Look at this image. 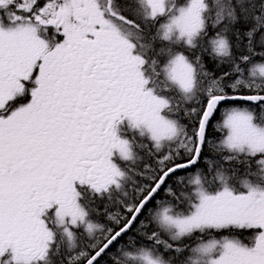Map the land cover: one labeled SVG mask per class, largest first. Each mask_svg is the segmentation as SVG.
Returning <instances> with one entry per match:
<instances>
[{
	"label": "snow or ice",
	"instance_id": "snow-or-ice-1",
	"mask_svg": "<svg viewBox=\"0 0 264 264\" xmlns=\"http://www.w3.org/2000/svg\"><path fill=\"white\" fill-rule=\"evenodd\" d=\"M0 264H264V0H0Z\"/></svg>",
	"mask_w": 264,
	"mask_h": 264
},
{
	"label": "trees",
	"instance_id": "trees-1",
	"mask_svg": "<svg viewBox=\"0 0 264 264\" xmlns=\"http://www.w3.org/2000/svg\"><path fill=\"white\" fill-rule=\"evenodd\" d=\"M207 60V57L205 58ZM210 67V65H209ZM245 104L243 102H225L222 103L220 105L219 110L215 113L214 117L212 118L209 126H208V135L209 138L215 140V141H219V139L222 137V133L217 131V124L222 122V116H223V112L224 110L230 108V107H242ZM228 233H221L220 235H227ZM251 233L245 232L242 236L243 239H248L250 238Z\"/></svg>",
	"mask_w": 264,
	"mask_h": 264
},
{
	"label": "rangeland",
	"instance_id": "rangeland-1",
	"mask_svg": "<svg viewBox=\"0 0 264 264\" xmlns=\"http://www.w3.org/2000/svg\"><path fill=\"white\" fill-rule=\"evenodd\" d=\"M242 107H245V105L244 106H242ZM225 111V110H224ZM224 113V112H223ZM221 120H223V116H222V119ZM222 123V122H221ZM218 125V124H217Z\"/></svg>",
	"mask_w": 264,
	"mask_h": 264
}]
</instances>
